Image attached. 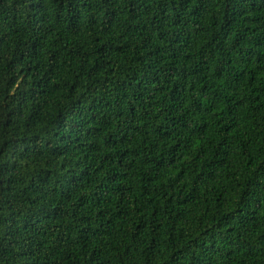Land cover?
Returning <instances> with one entry per match:
<instances>
[{
    "label": "trees",
    "instance_id": "trees-1",
    "mask_svg": "<svg viewBox=\"0 0 264 264\" xmlns=\"http://www.w3.org/2000/svg\"><path fill=\"white\" fill-rule=\"evenodd\" d=\"M0 264H264V0H0Z\"/></svg>",
    "mask_w": 264,
    "mask_h": 264
}]
</instances>
